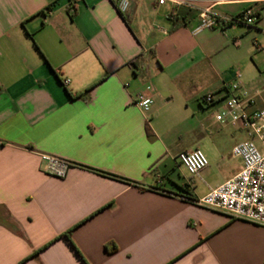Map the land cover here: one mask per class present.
<instances>
[{
	"label": "crops",
	"instance_id": "0c3cea01",
	"mask_svg": "<svg viewBox=\"0 0 264 264\" xmlns=\"http://www.w3.org/2000/svg\"><path fill=\"white\" fill-rule=\"evenodd\" d=\"M252 6L255 26L196 34L199 12L157 0H0V264H264V227L198 205L241 171L247 133L215 115L264 62V0L213 7ZM194 150L209 166L190 176Z\"/></svg>",
	"mask_w": 264,
	"mask_h": 264
},
{
	"label": "built area",
	"instance_id": "2783aa9c",
	"mask_svg": "<svg viewBox=\"0 0 264 264\" xmlns=\"http://www.w3.org/2000/svg\"><path fill=\"white\" fill-rule=\"evenodd\" d=\"M114 1L118 11L122 15L126 14L131 0ZM235 1L157 0V4L199 12L200 24L194 31L196 34L206 29L224 31L238 24L255 26L259 17L258 9L254 6L248 8L236 21L234 18L221 17L213 10L216 5ZM234 45L238 46L239 42L236 41ZM240 78L241 75L238 73L235 83L229 87L228 95L215 115V120L219 124L231 125L247 133L249 139L236 145L232 150V156L241 160L242 168L235 178L209 191L198 201V205L220 211L233 219L264 227V109L256 108L258 92L244 89ZM202 101L211 105L216 99L214 95H207ZM153 104L154 99L149 95L139 93L135 98V105L144 114L151 113ZM255 141L259 142L260 147ZM42 158L46 162V171L49 175L57 178L66 176L69 168L67 163L50 156ZM178 160L190 176L199 175L209 166L208 158L201 150L183 152L178 156Z\"/></svg>",
	"mask_w": 264,
	"mask_h": 264
},
{
	"label": "rangeland",
	"instance_id": "374dc122",
	"mask_svg": "<svg viewBox=\"0 0 264 264\" xmlns=\"http://www.w3.org/2000/svg\"><path fill=\"white\" fill-rule=\"evenodd\" d=\"M255 73L254 75H256L255 77V80L252 81L253 82V90L258 92V95H257V99H258V102L264 106V62H263V65L257 69L255 68ZM254 78V76H252ZM251 77V78H252ZM255 143L259 146V142L258 141H255Z\"/></svg>",
	"mask_w": 264,
	"mask_h": 264
},
{
	"label": "trees",
	"instance_id": "16d2710c",
	"mask_svg": "<svg viewBox=\"0 0 264 264\" xmlns=\"http://www.w3.org/2000/svg\"><path fill=\"white\" fill-rule=\"evenodd\" d=\"M239 17H237V18H234V20L236 21L237 19H238ZM185 24V22H182V23H179V22H175V28H177V27H179V26H181V25H184ZM89 94V90L88 91H86V93L84 94V95H88ZM147 133H148V135H150L151 133H152V131H151V129H150V127L148 126L147 127ZM182 190V192L184 193V199L185 200H188V201H191V202H195L196 200L192 197V195H191V193H190V191L187 189V188H184V189H181ZM73 246V245H72ZM74 248V247H73ZM75 249V248H74ZM77 252V251H76Z\"/></svg>",
	"mask_w": 264,
	"mask_h": 264
}]
</instances>
